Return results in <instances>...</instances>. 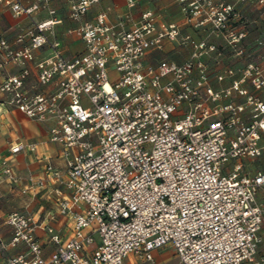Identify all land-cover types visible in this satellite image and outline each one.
Wrapping results in <instances>:
<instances>
[{
  "label": "built area",
  "instance_id": "2783aa9c",
  "mask_svg": "<svg viewBox=\"0 0 264 264\" xmlns=\"http://www.w3.org/2000/svg\"><path fill=\"white\" fill-rule=\"evenodd\" d=\"M67 1L75 25L66 34L83 43L72 56L54 37L56 10L49 0L10 1L11 13L28 17L31 26L17 35L16 49L0 38V66H18L0 79V92L25 117L52 121L48 138L62 146L66 160L64 192H54L72 234L62 241L48 227L55 247L44 257L35 216L12 211L6 217L9 244L23 243L25 250L4 264H123L129 253L151 260V252L164 246L172 247L179 264H264V207L257 199L264 169L244 170V159H264V69L250 58L222 66L217 45L181 34L183 25H209L234 55L244 56L246 31L231 26L238 16L233 4L177 0L179 24L159 22L151 10L138 20L126 14L112 22L106 11L86 19L99 0ZM41 9L48 18L33 20ZM178 40L190 45L185 60L144 62L164 41ZM44 47L49 53L35 62L37 81L55 82L56 89L30 91L27 65ZM25 147L34 150L35 144L17 143L9 151ZM45 170L60 176L49 162ZM0 171L18 180L7 159ZM42 185L29 178L22 192ZM93 232L98 243L86 252Z\"/></svg>",
  "mask_w": 264,
  "mask_h": 264
},
{
  "label": "crops",
  "instance_id": "0c3cea01",
  "mask_svg": "<svg viewBox=\"0 0 264 264\" xmlns=\"http://www.w3.org/2000/svg\"><path fill=\"white\" fill-rule=\"evenodd\" d=\"M11 0H0V38L6 40L10 49L20 46L16 42L19 33L26 31L31 26V20L26 16H14L9 4ZM24 4H30L36 0H20ZM135 5L128 7L126 0H99L87 12L85 18L92 19L99 11H106L108 19L112 22L118 21L126 14H130L133 20H138L140 15L151 10L157 15L159 22L181 23L182 12L177 0H134ZM233 4L238 16L233 17L231 26L243 28L246 31L245 38L240 46L244 49V56L237 57L232 53L221 35L213 33L207 25L200 29L189 26H181V34L189 35L190 41L204 39L214 43L223 50L221 58L222 66H240L246 59H252L264 69V0H249L240 3L236 0H216ZM49 7L56 10L57 22L53 26L54 37L60 40L61 49L67 56H72L83 51V43L74 36L66 34L67 28L75 23L68 19L67 0H49ZM33 20L40 21L48 18L46 9H41L33 15ZM128 23L126 27H130ZM190 52L189 44H181L180 41H164L161 49L152 50L144 57L145 63L156 62L159 59H170L176 61L185 60ZM49 53L47 47L36 50L34 60L28 63L29 75L26 79V88L30 91L43 90L52 92L56 89V83L41 86L37 81V70L35 62ZM220 68V67H219ZM18 66L9 62L0 66V79L17 72ZM216 70V69H215ZM242 99H237L241 101ZM246 115V113H245ZM52 121L39 123L25 117L17 109L5 103V95L0 92V162L7 159L18 180L12 182L0 171V264L14 254L25 250L23 243L15 246L9 244L12 237V229L6 223L7 215L12 211L29 212L37 219L38 226L34 234L42 245V254L47 257L54 249L55 244L51 240V234L47 231L50 227L53 233L66 241L72 234L70 219L58 211L57 199L60 195L54 192L60 188L64 192L63 182L65 180L66 160L62 154V146L51 142L48 138V127ZM17 143L35 144L34 150L22 148L12 154L9 147ZM49 162L60 172V176L54 179L45 170V164ZM264 169V159H244V170L251 174ZM42 179L43 185L22 192L26 187L28 179ZM258 201L264 207V189L257 195ZM90 229H85L88 232ZM262 243L260 250L264 248V222L260 231ZM98 243V236L93 232V241L85 246L89 252ZM123 264H179L178 257L170 246L154 249L151 252V260L129 253L123 260Z\"/></svg>",
  "mask_w": 264,
  "mask_h": 264
},
{
  "label": "rangeland",
  "instance_id": "374dc122",
  "mask_svg": "<svg viewBox=\"0 0 264 264\" xmlns=\"http://www.w3.org/2000/svg\"><path fill=\"white\" fill-rule=\"evenodd\" d=\"M165 22H168V21H165Z\"/></svg>",
  "mask_w": 264,
  "mask_h": 264
}]
</instances>
